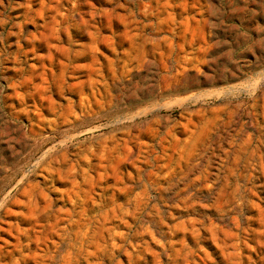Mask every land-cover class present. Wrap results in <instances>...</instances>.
Here are the masks:
<instances>
[{
  "label": "rangeland",
  "instance_id": "1",
  "mask_svg": "<svg viewBox=\"0 0 264 264\" xmlns=\"http://www.w3.org/2000/svg\"><path fill=\"white\" fill-rule=\"evenodd\" d=\"M0 264H264V0H0Z\"/></svg>",
  "mask_w": 264,
  "mask_h": 264
}]
</instances>
